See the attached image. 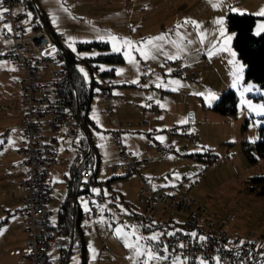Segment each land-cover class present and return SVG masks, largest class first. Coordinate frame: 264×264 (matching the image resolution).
<instances>
[{"label":"rangeland","instance_id":"rangeland-1","mask_svg":"<svg viewBox=\"0 0 264 264\" xmlns=\"http://www.w3.org/2000/svg\"><path fill=\"white\" fill-rule=\"evenodd\" d=\"M213 3L219 6L213 7ZM37 4L47 16L51 27L64 34L65 47L71 51L75 48L79 57L96 53L95 49L78 48L79 41L108 40L113 48L117 40L127 39L139 46L140 42L148 38L164 34L166 41L176 40L181 45L184 51H178L171 43L164 42L162 51H153L155 58L146 60L127 46L121 50L124 56L125 52H130L137 63L130 64L125 56V61L117 65L116 74L112 77L119 83L114 85L115 91L124 85L121 81L125 80L126 83H132L126 86L147 94L144 97L133 95V99L126 105L127 108L121 109L119 118L123 121L137 120L142 98H154L162 108L160 116L150 122V134L146 133L147 126L133 128V131L122 133L123 140L136 154L148 152L151 156V161L141 171L147 177L154 178L155 182L168 190L183 183L198 202L221 214L233 213L235 218L230 227L234 231L264 232V195H254L243 190L246 176L258 169H264V161H260L258 166L253 165L243 151L244 141L252 143L257 140L259 127L264 125V112L259 111L264 106V88L251 80L243 82L244 65L232 45L234 32L228 30L225 24V13L229 7L231 11L257 15L264 8V0H37ZM27 12L28 19H32L33 9L27 7ZM257 16L259 17L254 26L256 34L261 32V25H264V17ZM186 18L195 20L199 24V31L191 24L183 25ZM219 19L223 20L222 25L215 23ZM177 24L183 26L177 29ZM221 28L224 31L223 36L220 35ZM177 32L185 39L181 41L176 35ZM228 36L232 37L231 40L226 39ZM112 37H116V40L113 41ZM188 40L192 43L189 44ZM3 43L0 31V45ZM202 45L204 49H208L206 53L213 61L206 72L202 65L195 64V68L200 70V75L196 78L168 75V78L162 79L160 76H153L154 88L148 85L139 86L144 65L149 70H157L162 61L167 59V55H178V58L188 63H196L203 57ZM224 48L228 51L222 50ZM239 66L242 68L234 75ZM119 69L123 71L118 72ZM18 76L19 72L14 69L11 61L0 59V141H3L0 143V231L3 233L0 235V264H29L23 255V220L18 215L20 201L17 199L22 188L17 183L16 174L23 172L18 168L19 156L16 149L19 142L16 125L22 113L18 99L19 84L16 81ZM226 78L231 80L225 82ZM171 81H178L179 84ZM157 84L161 86L157 87ZM229 88L236 90L237 111L235 115H222L211 109V106ZM91 102L93 104L89 109V116L96 125L91 126L88 132L95 146L94 155L98 159L96 179L102 182L92 184L91 189L96 190L94 193L103 191L106 201L111 200L122 211L129 212L137 206L135 193L140 180L135 174H116L115 149L108 130L111 126L109 118L100 114V105L96 98ZM249 104L252 108H249ZM183 129L188 134H197L198 137L193 141L189 140ZM130 132L132 137L127 139ZM9 140L14 143H9ZM185 142H188L187 147L184 146ZM69 143L70 141H61L57 145L59 149L67 147L66 150L57 152L56 159L60 165L68 158L71 159ZM149 143L176 146L168 153L160 154L148 149ZM209 148L215 153V158L208 163L202 158L187 154ZM54 166L55 164L51 166V194L63 198L67 193L66 185L62 182L63 175L61 177L63 171L60 172L58 168L55 170ZM110 193H115V197ZM75 197L81 207L86 209L89 203L87 196L79 192ZM104 206H107L106 210ZM104 206L97 217L98 234L91 230H84L83 233L87 264H136L132 250L124 246L123 236H118L116 229L131 232L135 226L137 235L143 237L161 233V229H145L138 223L124 222L117 209ZM57 207L54 206L53 210H57ZM169 216L176 219L181 217L170 212L162 215L163 218ZM101 239L106 242L110 253L98 261L97 254L102 251ZM141 243L145 241L142 240ZM81 259V251H74L69 264H83ZM262 262L264 261L257 264ZM150 264H154V261Z\"/></svg>","mask_w":264,"mask_h":264},{"label":"built area","instance_id":"built-area-1","mask_svg":"<svg viewBox=\"0 0 264 264\" xmlns=\"http://www.w3.org/2000/svg\"><path fill=\"white\" fill-rule=\"evenodd\" d=\"M32 2L39 16L28 19L24 0H0V10L8 9L0 19L1 37L4 41L0 45V58L11 61L19 72L18 99L23 107V117L17 128L23 139L18 149V167L25 176L24 194L18 200L22 227L26 233L23 253L25 260L29 264H69L70 253L80 251L83 247L84 230L98 234L97 217L102 207L108 205L121 213L124 222L157 227L161 229V233H174L172 236L161 235L159 242H155L154 250L159 249L161 255L169 256V260L154 261V264H171V259L175 256H179L181 260L186 257V264H198L201 259L216 264L217 257L220 258V264H257L264 261V232L234 231L230 227L235 218L233 213L221 214L198 202L183 183L168 190L155 182L154 178L141 174L145 160L137 158L128 149L122 135L123 123L115 114V108L125 97L113 92L108 79H101L91 96L102 100V112L108 116L111 124L110 137L115 147L116 173L140 175V186L136 193L137 206L124 212L111 200L106 201L102 194L90 192V207L80 211L81 219L89 222H73L69 232H58L56 219H53L57 216V211L47 208L52 178L51 166L56 162L57 152L54 142L46 139L44 130L64 127L68 135L75 137L83 134V125L80 117L68 108L65 99L68 73L63 65L64 58L59 54L65 51V36L45 23L37 0ZM6 24L10 26V31L5 28ZM53 48L56 49L55 52L52 51ZM156 74L163 77L177 75L196 78L200 75V70L194 69L182 58H167L157 70L143 67L138 84L154 86L151 78ZM149 107L156 110L158 104L149 99L145 113ZM131 124L132 121L126 122V125ZM183 132L189 140L193 141L198 137L197 134L186 133L185 129ZM175 146L148 144V148L160 154L168 153ZM184 146L187 147L188 142ZM94 162V157L90 156L88 163ZM103 208L106 210L107 206ZM166 212L181 217L163 218L162 215ZM192 232L206 239L200 241L193 238L189 235ZM100 241L102 251L97 254V260L110 252L105 241ZM165 244L168 252H163ZM180 244L185 247L180 248Z\"/></svg>","mask_w":264,"mask_h":264},{"label":"trees","instance_id":"trees-1","mask_svg":"<svg viewBox=\"0 0 264 264\" xmlns=\"http://www.w3.org/2000/svg\"><path fill=\"white\" fill-rule=\"evenodd\" d=\"M25 9L30 7L33 9V17L39 15L38 10L32 0H24ZM42 16L48 25L47 16L42 11ZM259 16L248 12L227 11L225 14V24L228 30L234 32L232 45L236 51L237 57L244 65V79L243 82L249 80L254 81L259 87L264 88V31L259 34L254 33V26ZM264 17V16H262ZM51 26V25H50ZM80 49H95L96 53L79 57L77 53L63 47L67 55V63L63 65L67 69L68 80L65 86V99L67 106L70 110L74 111L81 119L84 130L87 136L84 137L83 152L84 158L81 161L77 171L75 181L73 184L74 193L79 192L87 193L93 192L91 185L94 183L101 184L102 182L96 179L98 170V159L94 155L95 146L90 140L89 126L93 123L89 116V109L91 105L93 89L98 85L101 79H108L111 82V77L115 73V66L125 61V56L121 51H114L108 40H90L79 41L77 43ZM62 55L61 52H59ZM63 56V55H62ZM184 60V59H183ZM83 68L86 72L87 78L84 73L80 71ZM103 68V70H101ZM238 105V96L236 90L229 88L223 92L220 97L212 104L211 109L222 115H235ZM243 151L248 160L253 165H260V161H264V125L259 127V138L252 143L244 141ZM194 157H199L205 160L206 163L211 162L215 158V153L210 151V148L204 151H197L194 153H187ZM90 156H93L95 162L88 163ZM96 165V168H95ZM123 176V175H121ZM87 183L88 185H82ZM82 185V187H80ZM243 190L247 193L254 195H264V169H258L257 172L246 176ZM102 194L103 191L98 192ZM110 195L115 197V193ZM90 200V199H89ZM91 203V200H90ZM128 205V204H127ZM76 219L80 215L77 202H75ZM73 204L71 191L61 201L56 216V226L58 232H69L73 223ZM172 227L173 225L170 224ZM151 229L150 227H144ZM157 228V227H153ZM155 242L153 243L154 246ZM83 264H87L85 260L86 245L83 243L81 249Z\"/></svg>","mask_w":264,"mask_h":264},{"label":"crops","instance_id":"crops-1","mask_svg":"<svg viewBox=\"0 0 264 264\" xmlns=\"http://www.w3.org/2000/svg\"><path fill=\"white\" fill-rule=\"evenodd\" d=\"M228 11L229 10H231L230 9V7H229V9H227ZM226 14V13H225ZM195 30H197V31H199V29L198 28H195ZM123 41H124V39H119V40H117L116 41V44H115V46L116 47H118L120 50L119 51H121L124 47H125V45L123 44ZM202 48H203V45H202ZM203 51H204V53H203V57H201V58H199V60L198 61H196V63H189L194 69H196L195 68V64H200V65H202V67H204V69H205V72L207 71V69H209L210 67V64H211V62H213V61H211V59L208 57V55H207V51H208V49H204L203 48ZM122 52V51H121ZM220 57L221 56H219L218 58L220 59ZM0 59H6V58H0ZM185 61V60H184ZM188 63V62H187ZM119 65V64H118ZM116 67H117V65L115 66V73H114V75L112 76V77H114L115 76V74H116ZM143 67H147L146 65H144ZM148 68V67H147ZM242 68V66H239V69H241ZM243 68H244V66H243ZM14 69H15V67H14ZM149 69V68H148ZM16 70V69H15ZM142 70H143V68H142ZM196 70H198V69H196ZM228 74V73H227ZM230 74V73H229ZM155 76H160L162 79H166V78H168V76L167 77H163L161 74H156V75H154V77ZM111 77V81H112V83H113V85H112V90H113V92L114 93H116V94H119V95H123L125 98H124V100L120 103V104H118L117 105V107L115 108V114H116V116L118 117V119L120 120V122L121 123H123L122 124V133L124 132V131H133L132 129L133 128H135V129H137V128H140V127H144V126H147V131H146V133L147 134H150V130L151 129H149V126H151L150 124V122L151 121H153V120H156L159 116H160V112H161V107H160V105H159V103L154 99V98H151L154 102H156L157 104H158V107H157V109L155 110V109H153L152 107H149L148 108V110H147V112L145 113L144 112V109H145V106H146V102H147V100H149V98H142V102L141 103H139V106L141 107L140 108V114L138 115V119L137 120H135V121H132V124L131 125H126V122L127 121H130V120H127V121H123V120H121L120 118H119V115H121L122 114V110L121 109H123V108H127L126 107V105H128L129 103H130V99L132 98V96L134 95V96H139V97H144V96H146V94L147 93H144V92H136V88H130L129 86H126L127 84H132V83H126V81L125 80H122L121 82L124 84L122 87H119V89H117V91H115V89H114V85L116 84V85H119V83H118V81H115V80H113V78ZM18 79V78H17ZM151 80H152V78H151ZM229 80H231L230 78H226L224 81L225 82H229ZM17 81V80H16ZM154 83V82H153ZM140 86V85H139ZM149 87H155V85L154 86H149ZM152 88V89H153ZM154 94H156L157 95V92H155L154 91ZM160 97H161V95H160ZM93 99V98H92ZM97 99V102H98V104L100 105V114H102V115H104L103 114V112H102V110H103V106H104V104H103V102H102V100L100 99V98H96ZM133 99V98H132ZM162 99V101H163V98H161ZM141 100V99H140ZM93 104V102H91V105ZM21 105V104H20ZM91 105H90V108H91ZM22 106V105H21ZM127 110V109H126ZM89 114V113H88ZM105 116V115H104ZM140 116V117H139ZM22 117H23V107H22V113H21V117H20V119H19V121H18V123H17V125H16V129H18L17 128V126H18V124L20 123V121H21V119H22ZM91 118V117H90ZM92 119V121H93V123L92 124H90V126H89V130H90V127L91 126H95L96 124H95V121L93 120V118H91ZM140 121H141V123H140ZM110 122V121H109ZM110 128H111V126H109L108 127V130H109V135H110ZM127 131V132H128ZM18 134H19V142H18V146H17V153H18V156H19V152H18V149H19V147L22 145V143H23V139H22V137H21V135H20V132H19V130H18ZM44 134H45V136H46V139L47 140H51V141H53L54 142V144H55V146H56V152H60L62 149H64V150H66L67 149V147L66 146H64L63 148H58L57 147V145L58 144H60V142L62 141V142H65V141H70V148H71V154H72V156H71V159H67V160H65L64 161V164H62V165H60V162H59V160L58 159H56V162L55 163H53V164H55V166H54V169L56 170L57 168L58 169H60V172L61 171H63L62 173H61V177H62V175H63V179H62V182L66 185V188H67V193H68V191H71V197H72V204H73V212H74V210H75V214H76V209H75V202H77V206H78V209H79V212L81 211V210H85V208H82L81 207V205H80V202L78 201V199L75 197L77 194H75L74 193V188H73V184H74V181H75V177H76V174H77V171H78V169H79V166H80V164H81V161H82V159L84 158V156H85V153L82 151L83 150V147H84V143H83V140H84V137H86L87 136V134H86V130H84V128H83V134L82 135H80V136H70V135H68L67 133H66V130H65V128L64 127H60L59 129H57V130H49V129H45L44 130ZM123 135V134H122ZM68 137V138H67ZM132 137V134H131V132H130V134H128V136H127V139H130ZM69 139V140H68ZM123 139H124V137H123ZM88 142H92V138H91V135H90V140H89V138H88ZM93 144V143H92ZM147 148H148V146H147ZM114 149H115V147H114ZM129 149V148H128ZM148 149H150V148H148ZM130 151H131V153L133 154V155H135L137 158H139V159H141V160H145L144 162H143V164H142V170L141 171H143V166L146 164V163H148V162H150L151 161V156H149V153L148 152H140L139 154H136V152L134 151V150H132V149H129ZM56 156H57V153H56ZM147 159H149V160H147ZM115 161H116V155H115ZM115 163V162H114ZM57 165H59V166H57ZM60 167V168H59ZM19 168V167H18ZM116 172V171H115ZM117 174V173H116ZM133 174H135V175H137L138 176V178H139V180H140V175L138 174V173H133ZM133 174H130V175H133ZM141 174H143L144 175V173H142L141 172ZM121 176V175H120ZM123 176H127V175H123ZM146 176V175H145ZM59 176H57V178H58ZM16 178H17V183H19V185L21 186V193H19L18 195H17V199H19L20 198V196L21 195H23L24 194V178H25V176H24V172H18L17 174H16ZM52 178H51V187H50V189H49V191H48V195H49V202H48V204H47V208L48 209H51V210H53V208H54V206H58L59 207V205H60V203H61V201L64 199V197L67 195V193H66V195L63 197V198H61L60 196H58V197H55V195H53L52 196V194H51V192H52ZM83 186H84V184H82ZM82 185L80 186V187H82ZM140 186V185H139ZM138 189H139V187H138ZM138 189H137V191H138ZM137 191H136V193H137ZM136 193H135V195H136ZM86 196H87V198H88V206L86 207V209H88L89 207H90V200H89V196L87 195V193H84ZM58 207H57V210H58ZM57 210H54V211H57ZM74 214V216H73V214H72V216H73V222H77V223H84V224H86V223H88L89 221L87 220V221H84L83 219H81V217H80V215L78 216V218L76 219V215ZM18 215L19 216H21V214H20V211L18 210ZM21 218H22V216H21ZM53 219L55 220L56 219V217L54 216L53 217ZM84 221V222H83ZM73 224V223H72ZM144 227V226H143ZM154 229V228H153ZM24 231V230H23ZM84 233V232H83ZM25 236H26V233H25V231H24V238H25ZM84 236V235H83ZM83 243L85 244V240H84V237H83ZM106 243V242H105ZM154 243V242H153ZM109 250V249H108ZM81 251V250H80ZM72 253V252H71ZM71 253H70V257H71ZM99 253H101V251L99 252ZM98 253V254H99ZM110 253V252H109ZM106 257V255H104L103 256V258H105ZM103 258H101L100 260H102ZM70 260V259H69ZM100 260H98V261H100ZM204 263H206V264H210L209 262H207V261H204ZM198 264H200V261L198 262Z\"/></svg>","mask_w":264,"mask_h":264},{"label":"snow or ice","instance_id":"snow-or-ice-1","mask_svg":"<svg viewBox=\"0 0 264 264\" xmlns=\"http://www.w3.org/2000/svg\"><path fill=\"white\" fill-rule=\"evenodd\" d=\"M212 6L218 7L219 5L216 3H213ZM7 11H8L7 8H3L2 10H0V19L3 18V13H5ZM65 11H67V9H65ZM257 15L264 16V8H261V10L257 13ZM215 23L222 25L223 20L219 19V20L215 21ZM188 24L193 25L195 28H199V24L195 20H191V19L186 18L183 22V25H188ZM183 25L177 24L176 28L179 29ZM5 28H8L9 31L11 30L10 26H8L7 24L5 25ZM260 30L264 31V25H261ZM176 35L179 37V39L181 41L185 39V37L183 35H181L179 32H177ZM220 35L221 36L224 35L223 28H221V30H220ZM231 38H232L231 36H228L226 39L231 40ZM111 39L113 41H115L116 37H112ZM202 39H203V35L201 34V40ZM164 42L171 43L174 47H176L178 49V51H184V49L181 47V45L176 40L166 41V36L164 34L148 38L147 40L140 42L139 46H135L133 41L127 40V39L123 41V44L125 46H127V48H129V49H134V51L138 52L140 54V56L146 60L149 58L154 59L155 56L152 55V52L153 51H155V52L162 51ZM188 43L190 44V43H192V41L188 40ZM69 47H72V45L69 44ZM72 50L74 52L76 51L75 48H72ZM113 50L119 51L120 49L114 45ZM222 50L228 51L227 48H224ZM52 51L55 52L56 49L53 48ZM165 55H167V53H165ZM232 55L234 56L235 53H232ZM125 56H126V58H128V61L130 64H136L137 63L135 57L132 56L130 52H125ZM167 58L170 60L171 59H177L178 55H167ZM101 70H103V68H101ZM80 71L82 73H84L85 78H87L88 74L86 72H84V69L81 68ZM117 71L122 72L123 70L119 69ZM239 71H240V69L238 68L236 73H234V75L238 74ZM133 83H136V81H133ZM171 83L179 84L178 81H171ZM160 86H161L160 84H157V87H160ZM173 90L175 91L176 89H173ZM245 90L247 91V89H245ZM212 98L214 99V96ZM149 99H151V97H149ZM249 108H252L251 104H249ZM253 110H256V109H253ZM259 111L264 112V106H261L259 108ZM94 118H96V117L94 116ZM181 123H184V121H181ZM159 139L162 140L163 138L159 137ZM0 143H3V141H0ZM9 143H14V141L9 140ZM93 191H96V190H93ZM2 234H3L2 231H0V235H2ZM116 234L118 236H123L124 246L126 248H129L132 250L133 259L136 261V264H150L151 261H168L169 260V256L161 255L159 249L154 250L153 242H159V238L161 235L166 234V235L172 236V235H174V233H171V232H169V233H153L151 236L143 237V236L137 235L135 226H133V229L131 232H123L121 228H117ZM189 235L193 238H198L200 241H203L206 239V237H204V236L198 237V234L196 232H192ZM133 237H134V239H132ZM142 240L145 241V243H141ZM179 247L183 248V247H185V245L180 244ZM93 252H95L94 249H93ZM163 252H168V246L166 244L163 245ZM93 259H95V255H93ZM186 260H187L186 257L184 258V260H181V258L179 256H175L171 259V264H186ZM200 264H204L203 259L200 260ZM216 264H220V258L219 257L216 258ZM262 264H264V262H262Z\"/></svg>","mask_w":264,"mask_h":264},{"label":"water","instance_id":"water-1","mask_svg":"<svg viewBox=\"0 0 264 264\" xmlns=\"http://www.w3.org/2000/svg\"><path fill=\"white\" fill-rule=\"evenodd\" d=\"M62 55H63V58H64L65 63H67V55H66V52L63 51V52H62ZM74 214H75V210H74V212H73V216H74Z\"/></svg>","mask_w":264,"mask_h":264}]
</instances>
